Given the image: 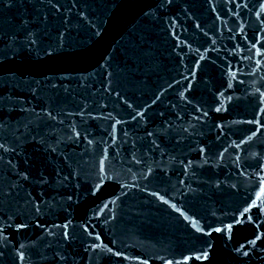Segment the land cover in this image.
I'll use <instances>...</instances> for the list:
<instances>
[{
	"label": "water",
	"instance_id": "water-1",
	"mask_svg": "<svg viewBox=\"0 0 264 264\" xmlns=\"http://www.w3.org/2000/svg\"><path fill=\"white\" fill-rule=\"evenodd\" d=\"M32 145L31 0H0V264H29Z\"/></svg>",
	"mask_w": 264,
	"mask_h": 264
}]
</instances>
